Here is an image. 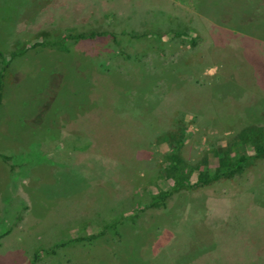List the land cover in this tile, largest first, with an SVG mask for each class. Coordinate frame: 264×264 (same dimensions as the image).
Returning a JSON list of instances; mask_svg holds the SVG:
<instances>
[{"label": "rangeland", "instance_id": "1", "mask_svg": "<svg viewBox=\"0 0 264 264\" xmlns=\"http://www.w3.org/2000/svg\"><path fill=\"white\" fill-rule=\"evenodd\" d=\"M0 52V264H264V0H0ZM179 139L252 158L150 207Z\"/></svg>", "mask_w": 264, "mask_h": 264}, {"label": "trees", "instance_id": "2", "mask_svg": "<svg viewBox=\"0 0 264 264\" xmlns=\"http://www.w3.org/2000/svg\"><path fill=\"white\" fill-rule=\"evenodd\" d=\"M68 38L73 40L86 39L88 35L84 32L69 33ZM42 42H35L31 46L41 45ZM28 47H22L12 53V56L23 54ZM9 59H5L4 55L0 52V101L4 84V75L8 67ZM247 137V138H246ZM244 141L249 139L253 145V158L264 157V133L262 130H251L245 133ZM182 139L177 140L173 146L170 147L167 155V165L165 167L166 177L171 181V185L166 191L157 195L149 204L150 207L162 206L165 204L166 199L173 192L180 190L192 189L195 187H202L208 185L220 178H230L244 171L250 163L251 156L243 153L238 155H230L229 150L222 152L218 155L217 165L213 169H202L196 174L194 181L190 180V175L193 172V167L189 165L179 153L182 146ZM61 244H55L59 246Z\"/></svg>", "mask_w": 264, "mask_h": 264}]
</instances>
